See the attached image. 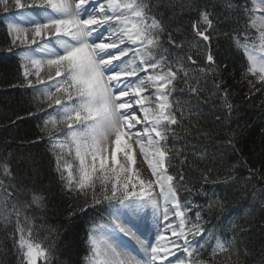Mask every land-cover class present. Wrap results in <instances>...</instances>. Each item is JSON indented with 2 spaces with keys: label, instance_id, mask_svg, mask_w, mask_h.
Segmentation results:
<instances>
[{
  "label": "snow or ice",
  "instance_id": "obj_1",
  "mask_svg": "<svg viewBox=\"0 0 264 264\" xmlns=\"http://www.w3.org/2000/svg\"><path fill=\"white\" fill-rule=\"evenodd\" d=\"M11 2L19 9L36 10L20 13L27 27L8 23L9 33L14 34L12 45L46 41L18 55L25 62V78L35 76L34 81L28 80V86L43 85L35 91L43 99L44 108L53 109L44 119L43 131L49 136L62 187L83 198L81 212L107 205L100 209L107 214L106 222H94L89 231L86 264H205L193 259V254L209 243L213 233L208 232L203 240L193 243L204 233L200 213H196L195 222L187 216L190 209L181 204L176 186L183 175L170 174L171 165L166 163L172 151L167 143L169 134L174 132L171 126L178 123L172 111L171 93L178 74L187 78L188 72L179 59L170 62L163 56L156 58L154 50L160 48L156 33L162 28L157 19L147 15L146 0ZM0 3L7 8L9 0ZM256 10L264 13V0L247 13L250 26L258 35L251 44L239 40L236 43L248 61L244 75L251 74L264 84V55L253 51L258 47L264 53V15H252ZM201 18L209 28L212 26L208 14L202 13ZM197 34L205 41L209 39L204 31ZM124 44L128 47H121ZM129 52L132 56L121 61ZM207 60L214 63L210 53ZM142 72L145 75L139 79H130ZM149 88L154 91L149 92ZM134 106L142 116L132 111ZM137 149L151 170V179H142L135 168ZM2 167L7 175L6 165ZM43 199L42 194L32 195V203L37 206H42ZM0 207L7 211V198ZM148 207L153 209V240L141 239L133 222L142 220ZM161 208L162 214L157 215ZM12 211L17 216L18 238L14 245L20 264H50L51 245L45 247L33 237L29 217H24L27 228L20 223L23 213L17 204L12 205ZM172 216L176 219L172 220ZM100 219H105L104 215ZM119 234L135 240L143 255L138 258L126 250L127 245L114 243ZM177 250L185 258L177 256ZM224 250V243L216 239L212 254ZM170 257H176L175 261Z\"/></svg>",
  "mask_w": 264,
  "mask_h": 264
},
{
  "label": "trees",
  "instance_id": "obj_2",
  "mask_svg": "<svg viewBox=\"0 0 264 264\" xmlns=\"http://www.w3.org/2000/svg\"><path fill=\"white\" fill-rule=\"evenodd\" d=\"M252 2L146 0L147 15L162 28L156 33V58L179 59L188 72L187 78L178 74L171 93L178 123L171 126L167 143L172 151L166 163L170 174L183 175L176 186L181 204L190 209L187 216L195 222L200 213L204 233L193 243L213 233L193 254L205 264H264V84L244 75L248 61L236 43L251 44L258 35L247 14ZM202 13L208 14L210 28ZM209 53L214 63L207 60ZM24 71L0 13V202L7 198V211L0 207V264L21 262L14 245V203L23 213L20 223L27 228L24 217H29L33 237L51 245L50 264H86L89 231L94 222H106L100 209L107 205L81 212L83 198L63 189L43 131L52 108H44L36 87L28 86L32 76L26 79ZM34 193L43 195L42 206L32 203ZM216 239L225 250L213 255Z\"/></svg>",
  "mask_w": 264,
  "mask_h": 264
},
{
  "label": "rangeland",
  "instance_id": "obj_3",
  "mask_svg": "<svg viewBox=\"0 0 264 264\" xmlns=\"http://www.w3.org/2000/svg\"><path fill=\"white\" fill-rule=\"evenodd\" d=\"M252 1H253L252 2L253 3V9H255L256 5H259L260 0H255V2H254V0H252ZM25 2H27V0H25ZM34 11H36V10L16 8L13 6L11 0H9L7 8L5 7V5L3 3H0V13L6 17L8 23L9 22L20 23L22 27H27L28 25L21 19L20 13H22V12L23 13H32ZM253 15H264V13H260L258 10H256L253 12ZM10 36L13 40L14 34H10ZM21 39H23V34H21ZM42 43H46V41L38 40L37 44H29V43L18 44V45H15V52L18 54L23 53L30 48H32V49L38 48L39 45ZM257 44H258V42H257ZM124 47H128V45L125 44ZM253 51L257 55H264V53H261L259 51L258 47L256 49H253ZM31 71L34 72L35 69L34 68L31 69ZM41 75L42 76L44 75V71L41 72ZM30 76H32V79L34 81L35 76L34 75H30ZM33 87H41L42 88L43 85H34ZM52 111H53V109H52ZM120 158L121 157L118 156V159H120ZM135 160H136L135 168H136V170L139 171L141 178L142 179H151L152 178L151 177V170L148 168L147 163L143 161L142 156L140 155L138 149L136 150V153H135ZM156 195H157V198H159V190L158 189H156ZM160 214H162V208L157 210V215H160ZM175 219L176 218L174 217L173 220H175ZM133 222L138 227L137 235L140 236L141 239L147 238L148 240H153L155 238L156 229L153 226V209L151 207H148L144 210V213L142 214V220L133 221ZM161 227H163V225H161ZM134 230H136V229H134ZM118 239L119 240L122 239L124 241L125 239H131V238L125 237L123 234H119L117 238H114V243H116ZM176 254H177V256H179L182 259L185 258V254L179 250H177ZM142 255H143V253H142ZM170 259L175 261L176 257H170ZM40 262L41 261H38V264H40ZM165 264H167V262H165Z\"/></svg>",
  "mask_w": 264,
  "mask_h": 264
},
{
  "label": "bare ground",
  "instance_id": "obj_4",
  "mask_svg": "<svg viewBox=\"0 0 264 264\" xmlns=\"http://www.w3.org/2000/svg\"><path fill=\"white\" fill-rule=\"evenodd\" d=\"M96 2L98 3L99 0H97ZM89 7H91V5ZM100 31L101 32H104V29H101ZM94 35H97L98 36L99 33H96ZM124 45H121V47H124ZM108 51L115 52V51H119V49H110ZM131 55H132V53L129 52V55L128 56H125V57H122L121 58V61L125 60L126 58H129ZM121 61H114L113 63H120ZM144 75H145V73L142 72V73L139 74V76L132 77L130 79H139L140 76H144ZM152 91H154V90L151 89V88H149V92H152ZM132 111H136L138 115L139 114H142V113H139L137 111V107L136 106L133 107ZM170 211H171V209H170ZM173 218H174V216L171 217L172 220H173ZM116 243L117 244H120L121 247H124V245H127V248H126L127 251H131L132 254L133 255H136L137 257H141L142 256L141 250L139 249V246L136 244V241L135 240H133V239H125L123 241L122 239L121 240L118 239Z\"/></svg>",
  "mask_w": 264,
  "mask_h": 264
}]
</instances>
